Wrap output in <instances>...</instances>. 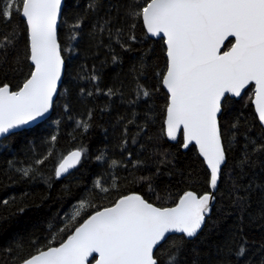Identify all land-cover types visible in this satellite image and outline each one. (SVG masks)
Segmentation results:
<instances>
[{"label":"trees","instance_id":"1","mask_svg":"<svg viewBox=\"0 0 264 264\" xmlns=\"http://www.w3.org/2000/svg\"><path fill=\"white\" fill-rule=\"evenodd\" d=\"M134 2L65 0L58 28L65 71L51 117L0 141V264H21L58 246L124 195L171 207L187 191L208 192L194 147L182 151L180 137L175 144L165 139L163 40L148 37L142 20L128 15ZM3 37L12 43L0 48V85L16 90L32 70L20 16L0 18ZM251 88L227 99L219 116L226 162L209 217L193 239L167 238L155 251L159 264L172 253L177 264H264V128L247 98ZM73 150L81 161L57 179V166ZM82 201L94 207L72 219Z\"/></svg>","mask_w":264,"mask_h":264},{"label":"snow or ice","instance_id":"2","mask_svg":"<svg viewBox=\"0 0 264 264\" xmlns=\"http://www.w3.org/2000/svg\"><path fill=\"white\" fill-rule=\"evenodd\" d=\"M61 5L62 0H0V18H24L33 66L16 90L7 83L0 85V137L16 134L53 106L65 67L57 40ZM128 15L142 19L152 37L163 38L167 66L158 75L168 93L164 132L173 141L182 137L184 148L198 146L210 169V188L216 189L225 163L218 114L228 97H240L254 86L255 110L264 124V0H144L143 4L135 0ZM11 43L9 37L0 38V48ZM81 155L77 150L65 157L57 178L74 168ZM29 171L25 169L24 175ZM96 187L108 192L100 181ZM213 199L211 193L188 191L174 206L160 207L139 194L124 195L89 215L59 246L38 249L23 264H159L158 246L170 233L196 237ZM88 207L94 205L82 201L72 219ZM243 254L241 247L239 255ZM166 264H177L176 253Z\"/></svg>","mask_w":264,"mask_h":264},{"label":"water","instance_id":"3","mask_svg":"<svg viewBox=\"0 0 264 264\" xmlns=\"http://www.w3.org/2000/svg\"><path fill=\"white\" fill-rule=\"evenodd\" d=\"M64 5H65V0H62L61 13H60V15H59L58 18H57V40H58V28H59V24H60V20H61V14H62V11H63V8H64ZM20 17H21V16H20ZM21 19L24 21V18H23V17H21ZM141 20H142V19H141ZM24 23H25V21H24ZM142 24H143V21H142ZM25 26H26V29H27V25H26V23H25ZM143 27H144V25H143ZM144 30H145V32H146V34H147L148 37H150V38H152V39H162V40H163V38H161V37H152L150 34L147 33V31H146L145 28H144ZM27 38H28V31H27ZM230 39H231V38H230ZM28 45H29V40H28ZM163 45H164V49H165V59H166V66H167L166 45H165V43H164V40H163ZM222 51H223V49H222ZM62 58H63V57H62ZM29 64H30L31 67L33 68V66H32L30 60H29ZM64 71H65V67H64V69H63V71H62V73H61V80H60V81L58 82V84H57V92H56V94L53 96V105H54V103H55V101H56V98H57V96H58V93H59V89H60V86H61V83H62V80H63V77H64ZM165 71H166V69H165ZM165 71H164V72H165ZM161 85H162V82H161ZM250 86H252V85H249L248 88H249ZM162 88H163V90L165 91V93H166V95H167V104H168V93H167V90L163 87V85H162ZM248 88H246V89L242 92V94H241L240 97L229 96L228 99L239 100V99L242 97V95L244 94V92H245ZM252 90H253V95H252V98H251L250 103H251V106H252V109H253V112H254V115H255V117H256V120H257L258 124H259L262 128H264V124H262V123L260 122V120H259V118H258V113H257L256 110H255V104H254V100H255L254 86H252ZM52 109H53V106H52V108L50 109V111H49L47 114H45L44 117L38 119L37 121L31 123V124L28 125V126H25V127L22 128V129L17 130L16 133L21 132V131H23V130L31 129V128H33V127H35V126H37V125H39V124H41V123L47 121V120L51 117ZM220 114H221V113H220ZM220 114H218V121H219V116H220ZM165 118H166V110H165V114H164L163 130L165 129ZM10 135H11V134H10ZM8 136H9V135H8ZM8 136L0 137V141L3 140L4 138L8 137ZM164 136H165V139H166L169 143H172V144L177 143V141H178V139H179V137H178V139H177L176 141L170 140V139H168V137L166 136L165 132H164ZM180 138H181V142H182V144H183V139H182V137H180ZM182 144H181V150H182V151H186V150H187L189 147H191V146L194 147V149L196 150L197 155H198L199 158L202 160V162H203V164H204V167H205V169H206V171H207V173H208V192H206V193H211V194L213 195V197H214V195H215V193H216V190H217V187H218V183H219L220 176H219V179H218V182H217V187H216V189H211V188H210V185H209L210 169H208L207 164H206V162L204 161L203 157L200 156V154H199V150H198V146H196V145L193 143V144H190L188 148H184V147L182 146ZM222 145H223V142H222ZM73 151H77V150H73ZM73 151H71V152H73ZM71 152L67 153V154L62 158V160L60 161V163H61V162L63 161V159H64L65 157H67ZM81 159H82V155H81ZM81 159H80V161H81ZM225 162H226V156H225ZM60 163H59V164H60ZM78 164H79V163H78ZM78 164H77V165H78ZM77 165H76L74 168H76ZM224 165H225V163L221 165V170H222V168H223ZM58 166H59V165H58ZM58 166H57V168H58ZM57 168H56V170H57ZM74 168H70L69 171H68L67 173L63 174V175H62L61 177H59V178H57L56 173H55V176H56L57 179H62V178H64V177H66L67 175H69V174L71 173V171H72ZM220 174H221V173H220ZM187 192H188V191H187ZM192 192H193V191H192ZM130 194H136V193H130ZM183 194H184V193H183ZM183 194H182V195H183ZM204 194H205V193H204ZM128 195H129V194H128ZM182 195H181V196H182ZM201 195H203V194H201ZM181 196H180V197H181ZM180 197H179V198H180ZM142 198H143V197H142ZM179 198H178V199H179ZM178 199H177V201H178ZM117 200H118V199H117ZM177 201H176V202H177ZM214 201H215V197H214V199H213L212 201H210V206H209V207H210V210H209L208 214L205 216V221H206V219L209 217V215H210V213H211V209H212V207H213V205H214ZM111 206H112V205H111ZM173 206H174V205H173ZM108 207H110V206H108ZM102 209H103V208H102ZM87 218H88V217H87ZM87 218H86V219H87ZM82 223H83V222H82ZM204 224H205V222H204ZM204 224L202 225L201 229L203 228ZM73 231H74V230H73ZM200 231H201V230H200ZM200 231H199V232H200ZM199 232H198V234H199ZM72 233H73V232H72ZM198 234H197V235H198ZM170 236H183V234H181V233H170V234H168L167 238H169ZM66 239H67V238H66ZM66 239H65V240H66ZM187 239H188V238H187ZM191 239H193V238H191ZM65 240H64V241H65ZM162 243H163V242H162ZM58 246H59V245H58ZM158 247H159V246H158ZM36 254H37V253H36ZM34 255H35V254H34ZM29 258H30V257H29ZM21 264H23V262H22Z\"/></svg>","mask_w":264,"mask_h":264},{"label":"rangeland","instance_id":"4","mask_svg":"<svg viewBox=\"0 0 264 264\" xmlns=\"http://www.w3.org/2000/svg\"><path fill=\"white\" fill-rule=\"evenodd\" d=\"M246 93V92H245ZM253 95V90L252 88L247 92V98L251 97L252 98Z\"/></svg>","mask_w":264,"mask_h":264}]
</instances>
